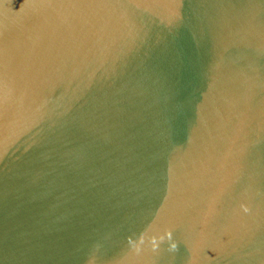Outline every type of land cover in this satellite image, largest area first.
Returning <instances> with one entry per match:
<instances>
[{
	"label": "water",
	"instance_id": "95a60500",
	"mask_svg": "<svg viewBox=\"0 0 264 264\" xmlns=\"http://www.w3.org/2000/svg\"><path fill=\"white\" fill-rule=\"evenodd\" d=\"M0 264H264V0H0Z\"/></svg>",
	"mask_w": 264,
	"mask_h": 264
}]
</instances>
